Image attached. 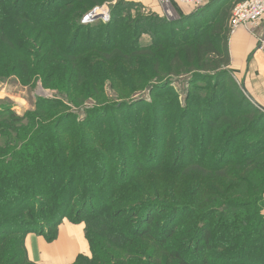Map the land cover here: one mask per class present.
<instances>
[{
  "label": "trees",
  "instance_id": "1",
  "mask_svg": "<svg viewBox=\"0 0 264 264\" xmlns=\"http://www.w3.org/2000/svg\"><path fill=\"white\" fill-rule=\"evenodd\" d=\"M99 2L0 0V78L58 97L0 105V264H36L26 236L50 243L64 219L91 253L71 264H264V110L232 76L226 24L131 1L82 24Z\"/></svg>",
  "mask_w": 264,
  "mask_h": 264
},
{
  "label": "crops",
  "instance_id": "2",
  "mask_svg": "<svg viewBox=\"0 0 264 264\" xmlns=\"http://www.w3.org/2000/svg\"><path fill=\"white\" fill-rule=\"evenodd\" d=\"M149 0H144L143 2ZM237 4L240 0H224ZM223 1V2H224ZM142 2V3H143ZM263 31V24L253 34L244 29L229 36V69L233 77L246 94L264 109V56L257 49V36ZM74 226V225H73ZM80 226V225H78ZM82 238H84L83 230ZM73 235V234H72ZM62 225L57 229L56 239L47 242L43 236L29 234L25 238L28 259L36 264H71L77 255H84L79 250L77 241L71 237ZM86 241V239H85ZM89 250V249H88Z\"/></svg>",
  "mask_w": 264,
  "mask_h": 264
},
{
  "label": "rangeland",
  "instance_id": "3",
  "mask_svg": "<svg viewBox=\"0 0 264 264\" xmlns=\"http://www.w3.org/2000/svg\"><path fill=\"white\" fill-rule=\"evenodd\" d=\"M95 1H97V2L101 1V2H99V4L93 6V8L90 11H92L94 8H101L103 6H106L108 8V12H109L108 22L110 21V18H111V16H110L111 15L110 14L111 8L116 6V4H118V2H120V1L128 2V0H95ZM222 2H221V0H219V2H217L213 5L208 4L207 6H204L203 7L204 9H205V7L207 8V12H205L201 16H197L198 18H193L191 21V26L193 24H204L203 26H204V28H206L207 26L213 25L214 20H223V22H224V24H226V27L228 30V40H229V36L231 33L230 25H231V20H232V10H233V7L235 4L232 5V4L226 3L225 1L223 3ZM139 4L141 5V7H138V8L134 7L131 11V14L138 12V14H140L141 17H143V18H151L153 16H157V17L162 18L158 7L152 1H150V2L145 1V2L139 3ZM181 9L185 13H189V14H194V12L197 11V9L191 10V9H187L184 7H181ZM85 15H83V17ZM82 18H81V20H82ZM177 19H178V17L176 16L172 20H177ZM108 22H102L101 17H97L89 23L90 24H106ZM89 23H87V24H89ZM149 43H150V36L147 34H143V36L140 39V44L142 46H146ZM257 48H258V43H257ZM185 79H186V77L185 78L182 77V78H179L176 80L173 79V82L170 84V87L175 91V93L177 94L178 100L181 103H184V98H185L186 93L189 89V83L185 82ZM104 90H105V95L107 97H109V99H114L113 93L108 88L107 82L104 83ZM54 97L58 98L57 96H55L54 92H50L49 90L43 89L41 87V84L39 81H37L35 83V86L28 87V86L21 85L20 82L18 81V79L16 77H13V76L0 78V105L1 104H9L11 107V110L16 112L19 115H22L26 111L33 110L35 107L37 98L50 99V98H54ZM142 97L143 98L145 97V99L147 101H149V96H147V92L143 93ZM133 98H134L133 100H137V99H139V96L133 95ZM251 101L254 104H256L254 100L251 99ZM93 105H95V102L88 101V102L84 103L82 105V107L72 108L71 111L75 112L80 117H82L84 114V113H82V111L92 107ZM257 106H259V105H257ZM262 214H264V210H263ZM61 225H62V228H64L66 231H68V234H70L71 237L74 238V235H72L70 232V228L73 226V224H71L67 219H64L62 221ZM79 225L81 226V231L82 230L84 231V224H79ZM74 226H78V225H74ZM83 240L85 242L87 250H86V252H84V255H82V254H80V255L85 256L87 258H90L91 253H90L89 245H88L87 241H85V239H83ZM74 260L72 262H74Z\"/></svg>",
  "mask_w": 264,
  "mask_h": 264
},
{
  "label": "built area",
  "instance_id": "4",
  "mask_svg": "<svg viewBox=\"0 0 264 264\" xmlns=\"http://www.w3.org/2000/svg\"><path fill=\"white\" fill-rule=\"evenodd\" d=\"M141 3L144 0H128ZM159 9L161 16L172 20L178 17L176 6L187 9H198L206 6L212 0H150ZM101 17L102 22H108L109 12L106 6L94 8L87 13L81 20L82 24H87L93 19ZM263 24L262 33L257 36L258 51L264 56V0H244L234 5L232 10L231 33L233 35L237 30L244 29L247 33L253 34L254 31Z\"/></svg>",
  "mask_w": 264,
  "mask_h": 264
}]
</instances>
